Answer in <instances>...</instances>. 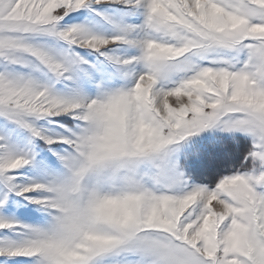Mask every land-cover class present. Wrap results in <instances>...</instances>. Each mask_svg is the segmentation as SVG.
<instances>
[{"label":"snow or ice","instance_id":"6c2138e0","mask_svg":"<svg viewBox=\"0 0 264 264\" xmlns=\"http://www.w3.org/2000/svg\"><path fill=\"white\" fill-rule=\"evenodd\" d=\"M0 264H264V0H0Z\"/></svg>","mask_w":264,"mask_h":264}]
</instances>
